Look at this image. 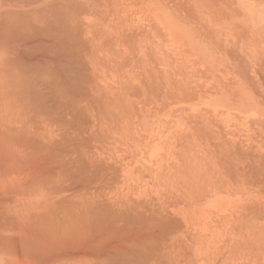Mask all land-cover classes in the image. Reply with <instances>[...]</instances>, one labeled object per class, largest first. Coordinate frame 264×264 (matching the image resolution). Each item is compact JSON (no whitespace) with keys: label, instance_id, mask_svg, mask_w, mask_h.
I'll list each match as a JSON object with an SVG mask.
<instances>
[{"label":"rangeland","instance_id":"374dc122","mask_svg":"<svg viewBox=\"0 0 264 264\" xmlns=\"http://www.w3.org/2000/svg\"><path fill=\"white\" fill-rule=\"evenodd\" d=\"M63 1H61V3H58V1L55 0L54 2L55 3L57 2V4H59V5L61 4V6H62V2H63L64 3L63 6H64L66 4H68V5L72 4L73 0H63ZM75 1L76 0H74L73 2H75ZM262 1L264 2V0H262ZM51 2H53V0H51ZM55 3H54V5H55ZM57 4L55 5L56 7L58 6ZM76 4H77L76 6H78V4H79V6L80 5L82 6V4H83L85 6V8H87V10H88L86 15L80 14L78 16L79 17L78 19L80 20V18H81V20H82V22H81L82 25L80 24V22H77L80 25H76L77 23L75 21H78V19H76V20L73 19L74 23H73L72 20H70V21H68V24H67L66 20L64 19L65 20L64 21L63 18H62L65 13H62L63 16L61 15V16L58 17L59 18V21H58L59 23L61 21L62 22L64 21V23H62V25L59 24L60 26H58V25L56 26L54 24L55 21H54L53 24L55 25V27H58V28H60L63 25H64L63 27L66 28V24H67L69 26V27L68 26L67 27L70 28L71 27L70 25L72 23L73 27L75 26L73 28V30L76 28L75 29L76 31L71 30L72 34L70 33V30H67V31H69L70 34L66 31L68 33L67 35L69 36L68 43L70 42L69 44H71V46L70 45H68V46H70V48H72V46H73V48L71 50H73L74 48L76 49V50L74 49L75 50L74 53H76V55L79 57L78 58L76 56L78 59L82 58L81 55H83L84 58H87L88 54H90L91 57H89V58L92 61L90 60L91 63L90 62H86L87 65L86 64L83 65V64H81V62H79L80 64H77V66L74 67L75 68L74 69L75 73L73 72L74 70L70 71L71 74L68 73V74H70L71 77L74 76L75 78H77V79H74L72 77L74 79L73 81L75 83V86H74V83L72 82L73 85H70V87H69V85H68L69 81L70 82L72 81V79L69 80L70 77L67 78L68 81H64V82L68 83V84H66L68 87L65 85L67 87V89L66 88L65 89L68 90V92H70V94H71V90L73 91L74 94L77 93V94L74 95V97H73L74 99L73 98L72 99L75 101L74 102V103H76L75 105H77L78 107H80V109L81 108L82 109L79 111L80 112L79 113L78 111H76V110H79V108L77 109V107H75V112L76 113L78 112L77 113L79 115L78 119L81 120V121H79L77 119V121H79L80 123L76 121V123H78V125L77 126H73L72 131L70 129L68 132L67 131L65 132V130L63 128H66V127H64V126H63V128L61 127V129L63 130L61 136L63 137V135H64V137H63V138H65L64 141L67 140V141H69V143H67V141L66 142L62 141V142L64 144H68V145L70 143H72V142H73L72 144H76L75 142H78V141H76L74 139L77 138V140H78V139L81 138V141H79V144L81 145V142H82L83 143L82 145L83 146L87 145L86 146L87 150L91 151V150L94 149V146H93V144H91L93 142V140H91V139H93V137H91L90 135L95 130L90 135L88 133L91 132L92 129H95V128L98 127L97 128V129H99L98 133H100L101 136L106 138L107 142H105L104 139H101V140H104V141L100 140V145L101 146L99 147V149H94L95 151H97L98 154L95 151H92V152H94V154L96 153L97 157H98V155H100L98 160L99 159L105 160L107 162V164L110 166L111 169L113 167L116 168V170L113 168V173L114 174L116 173L115 174L116 176L113 175L112 177H118V179L117 178H113L114 180L111 178L112 181H109V183H107L108 184L107 190H108L110 196H113V197L114 196L115 197H120L121 196L122 198L126 196V198H128L129 200L127 199L128 201H126L125 200L126 198H124V201L130 202V200H131L132 202H134L133 199H136L137 196H139V198L142 200L143 199L142 195L147 196V194L149 192H150L149 195L152 193V197H153L154 194H155L154 197H158L159 195L163 196V193L165 191L166 192L164 194H166V193L174 194V193H177V191H178V200L179 201H177L176 206L175 205L173 206L174 208L177 209V211L179 213L178 215H179V218H180V223H179L180 225H179L178 234L181 232L180 235H179V238H182V235L184 234L183 238L186 239V240H184V243L187 242L186 244H188V247H190V249H189L187 247V245H185L186 246L185 254L181 253V254H179L180 256L177 255V258L179 257V259L183 257V261H181L182 263L187 264L188 262H190V264H215V263L216 264H220V263L222 264V262H224V264L225 263L226 264H255L257 262L256 264H264V239H263L264 227H262V226H264V224H263L264 223V159H262L263 153H264V144L260 143V142H264V139H263L264 138V110L260 111L262 113V115L260 116L259 119H257L258 122H256V121L255 122H249L246 119H243L245 114H243L241 112L239 113L236 110H233L232 108L229 109V112H228L229 115L227 114L228 115L227 117H223V115H221V116L220 115H218V116L216 115L217 116L216 117L213 114H212L213 117H211L212 110H211V112L209 110L210 113L208 112L210 115L207 114L206 111H208V110H206V109L209 107V105L206 104V100L207 99L204 98V96H202V95L206 94V92H207L206 90H209V89H211L213 87H219V86L221 87L223 85H228L229 87H227V88H231V87L235 88V86H237L238 88H241V86H246V87L248 86V88H250V86H251L252 88L254 87V89L250 88V90H251L250 92H252L251 93L252 96L253 95H257L256 93H258L257 96L259 97V93H260V98H258L256 96L257 97L256 100H259V99H260V101L264 100L263 99L264 98V96H263L264 95V91H263L264 90V86H263L264 85V82H263L264 81V67H263V65H264V51H261L259 48L255 47L253 45L255 43L253 41L255 39V37L253 35H250L251 33L248 31V28H250V27L246 26L247 28H244L243 30H240L237 27L226 29L223 26H221L222 22H224L222 20L224 17H228V16L231 17L230 16V12L235 13V11H236V14H237V13H240V12L243 11L241 3H240V0H228V1L227 0H77ZM84 6H82V7H84ZM37 7H39V6L37 4H33V3L31 5H24L22 7L23 8L22 11L23 10H27V9L29 10V8H30V10H32V9L37 8ZM231 7H234L233 10H232ZM3 8L5 10L6 9H10L12 12H19L20 9H21V7H14L11 4H4L3 5L2 3H0V9H3ZM25 12H27V11H25ZM29 13H30V11H29ZM38 14H36V15H38ZM36 15H34V16H36ZM25 16H26L25 14H23V15L20 14V15H17V16L15 14H13L12 17H10L8 19V21L10 23L13 22L14 24H20V23H23V21H25V19L28 18V17H25ZM38 16L40 17V15H38ZM0 17H1L0 20L2 21L3 26H4V24L6 22L4 20H6V19H4L5 18L4 17L3 18L4 20H3L1 15H0ZM36 18H37V16L34 19H36ZM34 19H31L32 21H34V22H32L34 25H35V22H36V25L39 24L38 27L41 26V27L46 28L45 24L42 25L41 23H39V21L37 20L38 18L36 20H34ZM31 20L29 22L30 24H32ZM58 22H57V24H58ZM69 22H70V25H69ZM2 23H0V27L2 26ZM36 25H35V27H36ZM54 25H53V28H54ZM50 26L52 27V25H50ZM88 26H90L92 29L90 27H88ZM134 26H138V27H134ZM189 26H190V28H192L193 31H196V33H199L200 34L199 36H201L203 38L205 37L204 39L207 40L210 45L213 44L212 45L213 52H214L215 56L218 59V63H217L218 64V69L215 72V74L220 75V77H221L220 79L223 81L222 83H212L211 82L212 74H211L210 71H208V69H210V68L206 67L207 65L202 59L198 58L191 51H189V49L187 47L188 44H189L188 39H187L189 37V33H188V31L184 30V27L188 28ZM82 27L83 28L85 27L87 30L85 28L83 29ZM123 27H125V28H123ZM130 27H131V30H129ZM198 27L199 28L200 27L203 28V30L206 33L205 32H200L201 28L198 29ZM88 28H90V30H92V31H93V28H94V31L92 33H90V30ZM96 28H97L99 33H97V31H95ZM70 29H72V27ZM2 30L4 31V28ZM2 30H0V32H3ZM50 30H51V28H50ZM61 30H62V28H61ZM61 30L59 29V31H61ZM124 30H126V31H124ZM118 31H119V33H118ZM95 32L97 34H94ZM101 32H102V34H101ZM79 33H80V35H79ZM153 33H155V34H157L159 36H157V35L153 36V35H155ZM183 33H185V34H183ZM119 34H121V35H119ZM206 34H207V36H206ZM0 35H2V34H0ZM71 35L74 36L76 39H74L73 37H71V39H70ZM86 35L88 36V38H87ZM63 36H65V35L63 34ZM68 36H66V37H68ZM78 36H83L84 37V38L82 37L83 40H82V38H80ZM100 36L103 37L104 39L101 38ZM109 37H110V39H108ZM91 38L93 39L92 41L90 40ZM46 40H44V41L47 43ZM58 40H61V37H59ZM160 40H161V42H160ZM87 41L89 43H91L90 44L91 47L88 46L89 44H88ZM98 41H99L100 45L97 44V43H93V42H98ZM100 41H101V43H100ZM221 41H223L222 44H221ZM235 41L237 42V44L239 46L236 44ZM58 42H60V41H58ZM1 44H3V45H1ZM74 44H75V46H74ZM76 44H78V45H76ZM95 44H97V45H95ZM0 45L1 46L5 45L4 48H3V49H5V47H7L5 50H7L8 47H9V46H7L5 44V41H3L1 38H0ZM13 45L14 46L9 48L8 51L10 50V52H11V49L16 48V47H17L16 50L18 49V46L15 43ZM102 45H104V46H102ZM153 45H154V47H153ZM243 45H244V47H243ZM147 46H148V48H147ZM219 46L220 47L223 46V48H219ZM232 47L235 49V51H234V49ZM242 47H243V51L241 50ZM77 48L79 49V52L77 51L78 50ZM80 48L82 49L81 52H80ZM92 48L94 49V51L92 50ZM148 49L149 50L152 49L151 53H152L153 59L151 58V55H149L150 53H148V51H149ZM185 49H187V50H185ZM16 50L14 49L13 52H11V53H15L14 51H16ZM84 50H85V52H83ZM87 50L89 51V53L87 52ZM91 50L93 51L94 56H92L93 53L91 52ZM3 51L4 50L0 51V53H2L0 55V57H1L0 58V60H1L0 61V63H1L0 66L2 67V68L0 67L2 69L0 71L1 72L0 74L2 75V72L3 73L5 72V74L2 75V77L0 75V77H1L0 78V82L5 79V75L6 74H7V76H8L9 73H10V75L13 74V73H11L12 71H10L12 69H13V72L16 70L15 73H18L16 75L13 74L14 76L12 75V77H15V76L17 77V78L12 79V80H16V79L17 80L18 79L21 80L22 78H24V76L21 75V74L20 75H21L22 78L19 77V72L21 70L16 69V68H18L20 66L19 62H18L19 64L17 63V61L15 62V63H17V67H15L16 66L15 63H13L15 66L12 65V67H14V68L11 67V65H10L11 63L8 61L11 58L10 56H12V54L10 52H9L10 55H8V51H6L7 55H8L7 58L10 57L9 59L6 58L7 61H8L7 63H10V64H7L6 61H3L4 63L2 64V59H3L2 55L4 53H6L5 51L4 52ZM168 51H169V53H168ZM86 52L88 54H86ZM132 52H133V54H132ZM162 52H163V54H162ZM5 55L6 54H4V57H5ZM131 55H132V57H131ZM165 55H167V56H165ZM221 55H223V56H221ZM249 55H250V57H249ZM137 56H138V58H137ZM253 56H255V57H253ZM170 57H172V59ZM261 57H262V59H261ZM97 58H101V59H97ZM130 58H132V59L134 58L133 62H132V59H130ZM146 58H148L149 60H147ZM158 58H159V61H158ZM229 58H231V59H229ZM254 59L256 61H257V59L259 60V62L257 61L258 62L257 65L255 64L257 62ZM115 60H117V61H115ZM134 60L136 61L135 63H134ZM168 61H170V62H168ZM171 61H173V62H171ZM232 61H234V63H232ZM242 61H244V62L242 63ZM125 62L127 63V65H126ZM155 62L157 63V65L155 64ZM131 64L133 65V67H132ZM243 64H244V67H243ZM3 65H4V68H3ZM153 65L154 66L156 65V66L154 67ZM209 65H211V64H209ZM240 66H242L247 71L245 72V70L242 69ZM246 66L248 67L249 71H248ZM255 66H256V69H255ZM76 68H77V70H76ZM105 68H106V70H105ZM202 68H203L204 71L203 70L201 71ZM84 69L86 71H84ZM132 69H134V70H132ZM5 70H8V71H5ZM81 70H83V72ZM138 70H139V72H138ZM22 72H23V70H22ZM87 72L90 73L91 75L88 74ZM151 73H152V75H151ZM164 73L167 76H165ZM238 73H240V74H238ZM179 74H181V75H179ZM236 74L245 76L246 77V78L244 77L245 80L248 78V81L246 80L245 81L246 83H244L246 85H244L242 83L236 84V83H234V81L233 82H229V80L232 81L233 78L238 76ZM250 74H251V78H249ZM46 75L48 76L49 74L46 73ZM46 75L45 76H44V74L42 75V78L43 79L45 78V79L43 80V83H42V81L40 82L39 86H40L41 89L40 88L39 89L43 90V91L45 89V91L43 92L44 93L43 96H45V98H44L45 101H46V98L47 99L50 98V97L53 98V99L50 98V100L48 99L49 103L48 102L47 103L49 105L51 104L52 108L55 109L57 100H54L55 96L53 97V95L50 94L51 92L50 93L48 92L50 90H48V88L46 89L45 86L51 87V88L54 87L53 89H55V88H58L60 84L57 87V84L53 83L54 80L57 77L53 79V77H54L53 76L52 78L49 79ZM142 76H143V79H144L143 83H141ZM144 76H147V77L145 78ZM164 76L166 78L168 77L167 80H166V78ZM181 76H183V77H181ZM8 77H9L10 80L8 78H6L5 79L6 81H3L2 82L3 84L1 83L2 85L0 84L2 86V87L0 86V97H2L4 99V101H3V99L0 98V134L2 133V131L5 130L4 132H6L7 135H9L8 134L9 130L6 131L5 128L6 127L10 128L11 125L13 126V127L12 126L11 127L14 128L15 125H19V123H20V125L17 126V127L19 129L21 128L20 129L21 132H22V130H26L28 128V126L31 124L30 122L31 121L33 122V119H31V118H33V117H31L34 114L33 112L37 113L38 112L37 110H39V109H37L36 111L35 110H30V109H28L25 106L23 107V104H21V106H19V104L17 102L18 97H16L15 94L12 92V90H13L12 89L13 88L12 85H13L14 81L11 82L12 81L11 80V76H8ZM46 77H47L48 81L46 80ZM94 77H95V79H94ZM163 79H165L166 81H164ZM182 79L184 80V82H183ZM249 79H250V82H251L252 85L250 83L248 84ZM262 79H263V81H261ZM75 80H78L77 81L78 84H76ZM237 80L242 81L241 78H239ZM49 81L51 83H53V84L48 83V85H47L46 82H49ZM79 81H82L83 83L79 82ZM193 81L196 82L199 85H197ZM252 81H254V82H252ZM256 81H258L259 84H258V82L256 83ZM260 81H261V83H260ZM8 82H9V84L12 83L10 85L12 88L9 86ZM59 82H61V80ZM59 82L57 81L56 83H59ZM200 82H202V83H200ZM5 83H7V84H5ZM44 83H46V85H44ZM86 83H87L88 88H87V86H85ZM255 83H256V85H255ZM49 84L51 86H49ZM141 84H142V86H141ZM5 85H7V86H5ZM62 85H64V84L62 83ZM90 85H91V87H90ZM3 86H5L4 90H3ZM65 86H63V87H65ZM93 86H94V88H93ZM135 86H137V87L139 86L138 88H140V89L136 88ZM6 87H8V88H6ZM61 87L62 86L60 85L59 89ZM73 87L76 88L77 92L75 90H73V89H75ZM117 87H118V89H116ZM169 87H171V88H169ZM51 88H49V89H51ZM145 88H146V90H145ZM7 89H9V90H7ZM10 89H11V92H9V93H11V94L7 96L6 92L8 93V91H10ZM62 89L64 90V88H62ZM183 89H184L185 92L183 91ZM185 89H187V90H185ZM255 89L257 91H255ZM91 90H93L94 93L93 92L91 93ZM120 90H121V92H120ZM252 90L255 92V94H254V92ZM53 91H52V94L55 95V92L53 93ZM55 91H56V93L58 92L57 89ZM131 91H133V93ZM172 91L174 93H171ZM187 91L189 92V94H187L188 93ZM46 92H48V93H46ZM105 92H106V96L109 97V99L107 97L105 99V97H104L105 96ZM107 92H108V94H107ZM163 92L165 93V95H164ZM190 92H191V94L193 96L190 95ZM79 93H80V96H79ZM168 93L169 94L171 93L170 96H168L169 95ZM93 94L96 95V96L94 97ZM99 94H101V96ZM137 94L139 95L138 97L134 96V95H137ZM178 95H179V97L181 95V97H180L181 99L178 97ZM77 97H79L78 98L79 99L78 102H77L78 99L77 100L75 99ZM84 97H86V98H84ZM93 97L96 98L97 101H96V99H92ZM111 97H113V98H111ZM139 97H140V99H139ZM164 97H166V98H164ZM173 97H174V99H173ZM187 97H189L190 99L188 98V100H187ZM253 97H255V96H253ZM6 98L7 99L8 98H12V99H9L10 101H5V100H7ZM89 98H90V100H89ZM99 98H101V99H99ZM182 98H184V99H182ZM55 99H57V98H55ZM85 100L86 101L88 100V102H86V103H89V105L85 104V102H84ZM93 100H95V101H93ZM168 100L170 102H168ZM52 101H53V104L51 103ZM99 101L100 102L102 101V102L99 104ZM106 101H108V102H106ZM12 103H15V104L17 103V105L12 104ZM77 103L78 104L81 103V104L78 105ZM261 103L263 104L264 101L261 102ZM104 104H105V107H103ZM109 104H111L112 106L109 105ZM114 104H116L115 108H114ZM221 104H224V103H222V102L219 103L218 104L219 107L220 106L225 107L224 105H221ZM124 105H125V107H124ZM15 106H16V108H15ZM107 106H108V110L106 108ZM118 106H120V107H118ZM102 107L104 109H106V110H104ZM109 107H111V108H109ZM202 107H204V109ZM19 108H20L21 111H19ZM83 108H84V110H83ZM88 108H89V111H88ZM90 109L92 111H90ZM100 109H103L104 111H101ZM122 109H124L125 112L122 111ZM208 109H210V108H208ZM17 110L19 112H17ZM109 110H111V111H109ZM112 110H114L113 115L117 112V114L114 115L115 117H113V115L109 113V112L112 113ZM197 110L198 111L200 110V111L198 112ZM23 111H25V113ZM84 111H86L88 113H86ZM98 111H100L99 114L102 113L101 114L102 116L101 115L98 116L99 115ZM106 111H108V112H106ZM234 111L236 113H233ZM26 112H28V113L26 114ZM29 112L30 113L32 112L33 114L32 113L30 114ZM89 112H92V114L89 113ZM104 112L107 113L106 115H109V116H107V119L104 118L105 117L104 116ZM143 112L144 113H152L154 116L152 117V114H150V117L147 115L145 120H144V122H141L139 115L141 113H143ZM194 112H196V114ZM18 113H20V116L18 115ZM39 113L40 114L34 115V117H35L34 120H36V117H41V115H43L41 118H39V119H42V122H43V118L45 117L44 113H43V111H40ZM41 113H43V114H41ZM94 113H96L97 117H98V118H96V121H95V114ZM171 113H172V115H171ZM89 114H90V116H88ZM239 114H241V117H240ZM23 115H25V117L29 121L31 120L30 122H28V123H30L29 125H27L28 124L27 123L28 120L25 117H24L25 119L23 117L21 118V116H23ZM38 115H40V116H38ZM116 116L118 117V119H120L119 121L116 120L117 119ZM192 116H194V117H192ZM198 116L201 119H199ZM236 116H238V117H236ZM18 117H20L22 120L24 119L26 121L23 120L21 122V119L20 118L18 119ZM28 117H31V118H28ZM108 117L110 118V120H109ZM215 117L218 118L217 121H219V122H217L216 119H213ZM83 118H84V120H82ZM101 118H102V120H101L102 124L99 121ZM148 118H150L149 121H148ZM189 118H191V119H189ZM16 119H17V121H16ZM97 119H98V121H97ZM112 119H113V121H111ZM188 119H189L190 122H188ZM105 120L107 122H103ZM191 120L194 123H192ZM205 120H206V122H205ZM18 121H19V123H18ZM38 121L39 122H37V120H36V122L39 123V125L41 124L40 126L38 125L39 129L37 128V125H35V121L33 123H34V125L36 127L34 125H33L34 127L31 125L32 128L31 129H29L30 127L28 128V132L30 131V133H29L30 136L32 135V133L35 130H38L39 132L40 131H44L43 130L44 129V127H43L44 124L42 125L41 120H38ZM90 121H92V122L90 123ZM196 121H197V123H196ZM213 121L217 122V126H216L215 122H213ZM229 121H232V122H229ZM23 122L26 123V124L24 123L25 126L24 125L21 126ZM97 122H99V123H97ZM120 122H121V124H120ZM199 122H200V124H199ZM207 122H208V125H207ZM88 123H89V125H88ZM94 123H97V124H100V125H97V124H94ZM146 123L148 125H146ZM85 125L87 127H89V128L92 127V126L93 127L90 128V129L89 128L87 129V127ZM214 125L216 127H214ZM41 126H42V128L40 130ZM80 126H81V128H79ZM17 127L15 128L16 131L18 130ZM74 127L76 129H74ZM237 127L239 128V130H237ZM34 128H37V129H34ZM82 128H84V129H82ZM226 128H228V130ZM248 128H250V129L248 130ZM15 129H12L13 132L11 130H10L11 132L9 131V133H10V135L8 136L9 138H11V139L13 138V135H15V134H13L15 132ZM178 129H179V131H175V130H178ZM209 129L211 131H209ZM217 129H219V130H217ZM220 129L223 130V131H220ZM224 129H226V130H224ZM230 129H231V132H232V130H234V133L233 132L231 133ZM198 130L201 131V132L198 133L197 132ZM214 130H216V132ZM74 131L77 132V133L75 132V135H74ZM226 131H228L229 134H226L227 133ZM235 131H236V133H235ZM25 132L27 133V131H25ZM180 132L184 133V135L181 134ZM189 132H191V133H189ZM207 132H208V134H207ZM214 132L217 135L214 134ZM221 132L225 133V134H222ZM237 132L238 133L241 132L240 136L238 135ZM15 133H16V135L14 137L15 139H13L14 141H16L17 139L20 138V137L19 138L17 137V135L18 136L20 135V132H15ZM179 133L183 137L178 135ZM200 133L201 134L204 133L205 135H201ZM80 134H82V135H80ZM192 134L193 135L195 134V135L193 136ZM219 134L220 135L222 134L223 136H225V135H227V136L228 135L229 136L233 135L234 136L236 134L234 136V138L236 137V139L239 140V142H241L243 144L244 143L245 144H252L250 146L251 147L250 150H252V151H250V152L248 151L249 153H252L253 151H255V152L258 151L257 154H261L262 153L261 154L262 156L258 157L262 161L261 162L259 161V163L255 162L257 165L259 164V166H257L255 163L251 162L250 161L251 158H249L248 156L244 157V155H247V154H244L245 152L241 153V154L240 153L237 154L236 149H234V150H235V154H237V155H235L230 150L233 154L230 152L231 154L229 155V153H227V151H226V156L228 154L227 157L223 156V154L225 155V152L223 153L219 149H215V152H214V149H212V147H209L207 145L210 144L209 141H212L213 143L217 142L218 139L215 136H218ZM2 135H0V144H2V145H10L9 141L11 139L7 140L9 142V144L2 143V142H7L5 140L3 141V139L4 138L6 139V137L4 135V138H2ZM93 135H94V133L92 134V136ZM207 135H208V137H207ZM259 135H261L260 137H262V139L259 137ZM10 136H12V137H10ZM22 136L25 137V134L23 135V133H22ZM67 136H68V138H67ZM185 136L186 137L189 136V138H186ZM199 136H200V138H199ZM237 136H238V138H237ZM254 136H255V138H254ZM24 137H21L18 141H23ZM103 137H101V138H103ZM210 137H212V139ZM9 138H7V139H9ZM26 138L27 137H25V139ZM28 138H30L29 135H28ZM183 138L185 140H182ZM194 138H195V140H194ZM244 138H246V139H244ZM202 139H204V141ZM258 139H261V140L259 142H257ZM71 140H72V142H71ZM83 140H85L86 142L85 141L83 142ZM187 140H188V142H187ZM189 140H190V142H189ZM14 141H11V142L13 143ZM12 143L10 145L11 147H12ZM86 143H88V144H86ZM89 143H90L91 146H89ZM104 143L107 146V149H106ZM18 144H21V143L19 142ZM72 144H70V145H72ZM204 144H206V147L202 146ZM15 145H17V142H15ZM15 145H14L13 149H15V147H17ZM21 145H25V144H21ZM21 145H20V148L22 147V149H24V151L26 152L25 147L21 146ZM200 145H201V148H199ZM192 146H194V147H192ZM197 146H199V147H197ZM88 147L90 149H88ZM18 148L19 147H17L16 151L20 152L22 149H20V151H19ZM102 148H105V149H102ZM208 148H209V153H211V154L208 153ZM110 149L113 150V152ZM256 149H257V151H256ZM84 150H86V148H84ZM174 150H175V154L176 155L173 153ZM211 150H212V152H211ZM216 150L217 151L219 150L220 152L219 151L217 152ZM24 151H22V152L24 153ZM27 151H29V150L27 149ZM192 151H193V153H192ZM195 151H198V152L196 153ZM199 151L201 152V154H200ZM101 153H102L103 156L104 155L105 156L103 157L101 155ZM19 154H22V153L20 152ZM27 154H28V152H27ZM27 154H24V155H27ZM89 154L93 155V153H91V152ZM195 154H198V155L195 156ZM242 154H244V155H242ZM24 155H23V157H21L22 160L26 159L24 157ZM77 155H78V153H77ZM80 155H81V153H80ZM80 155H78V156H80ZM178 155H179L180 158L178 157ZM187 155H190V157L189 156L187 157ZM199 155L201 156V158H200ZM211 155H212V159L214 157L213 160L211 159ZM94 156L95 155H93V157ZM96 156L93 158L94 160H95ZM222 156H223V158H222ZM239 156H240V160L238 161ZM118 157H119V159L116 160ZM231 157H232V159H231ZM233 157H236V158H234L236 161L233 159ZM243 157L246 159L245 161H244ZM178 158H179V160H178ZM188 158L190 159L191 162L187 161V160H189ZM199 158H200V160H199ZM29 159L30 158H29V155H28L27 156V161ZM82 159H84V158L82 157ZM227 159L228 160L230 159V161H229L230 163L228 162ZM247 159L251 163H253L254 165L251 164L248 161L250 163V165H249V163L247 162ZM253 159H255V158H253ZM173 160H174V162L175 161L176 162L174 163ZM29 161H30V164H31V165L29 164V166H31V167L27 166V164L24 162L26 164L27 168L29 167L28 169H30L33 166L35 167L36 164H35L34 161H36V160L35 159H30ZM181 161H183V162L181 163ZM199 161H200V163H199ZM215 161H216V164H213L212 162L215 163ZM112 162H114V163H112ZM185 162H186V165H185ZM189 162H190V165H187ZM244 162H246L248 165L246 163H244ZM24 163L22 162V164L24 165L22 167L23 169L26 168ZM225 163L227 164V166H224ZM234 163H238V164L233 166ZM22 164L20 165V167L22 166ZM177 164H179V166ZM229 164H231L234 167V169L232 168L231 165L228 166ZM163 165H165V166H163ZM173 165H175V166H173ZM213 165L217 166L216 169H215V167ZM239 165H242L243 167H241ZM14 166H19V165H14ZM14 166L11 167V169L8 168L7 170H6V168H5V170H4V168H2L3 171L1 170L0 174L3 172L1 174V175H3V177L0 176V179H1L0 180V185L1 184L6 185V183H7L6 179H8V178H10L11 180H16V179H18L20 181H24L25 180V182H26L27 181L26 179L29 178L28 175L31 178L32 174L35 171L33 168H32L33 170H31L30 172H28L29 170H27L28 173H31V175H30L28 173H24V172H26L27 168L25 170H22L19 167L20 170L17 171L16 167L14 168ZM189 166H190V168H189ZM192 166H194V167H192ZM236 166H237V168L238 167L244 168V169L240 168L241 170H245V171H246V169H248V170H247V172L243 171L244 175H242L243 172L239 168L237 170V168H235ZM247 166H249V167H247ZM251 166H255L254 168L253 167L252 168H253V170L256 169L255 171H257V172L253 171L251 173V171H252L251 170L252 168L250 169ZM164 167H166V168H164ZM173 167H174V169H177L178 171L172 169ZM218 167H220L221 169L218 168ZM225 167L226 168L228 167V168L226 169ZM229 167L231 168V170H230ZM12 168H14V170ZM179 169H181V170L184 169V170H186V172H184V170L181 171ZM190 169H191L190 172H192V173L189 172ZM217 169H218V171H217ZM228 169H229L230 172L228 171ZM144 170H145V172H144ZM219 170H220V172H221V170H223L222 171L223 173L221 172L222 176H221V173H219ZM239 170H240V172H238ZM6 171H8V172L12 171V172H9V173L7 172L9 176L7 174H6L7 175L6 176V175H4ZM135 171H136V173H135ZM139 171L142 174L141 176L139 175L140 174ZM174 171H175V173H174ZM206 171H207V174H206ZM213 171H216V172H214L215 175H214ZM224 171H225V173H224ZM259 171H261L262 173L259 172ZM16 172H18V173L20 172V173L17 174ZM118 172H119V174H117ZM183 172L185 173L184 175H186V177L190 176L191 179L190 178H186L185 176H183ZM248 172H250V173H248ZM21 173L25 174V175H23L25 177L24 179L19 178L22 175ZM113 173H111V174H113ZM143 173H145V174H143ZM162 173H164V175ZM236 173L238 174L237 177H239V178L236 177V175H237ZM239 173H241V174L239 175ZM174 174H175V176H174ZM253 174H254V176H253ZM200 175H203V176H201V178H200L199 177ZM216 175L217 176L219 175L220 177L219 176L218 177L220 179ZM168 176H170V177H168ZM173 176H174V178L175 177L176 178L174 179ZM251 176H253V177H251ZM26 177H28V178H26ZM132 177H134V178H132ZM221 177L223 178L222 180H221ZM241 177L243 178V180H241L242 179ZM170 178L173 179V180L171 181ZM193 178H194V180H193ZM202 178H204V179H202ZM215 178H217V179H215ZM205 179H207V180H205ZM214 179L216 180L215 187H216V184H217V188L214 187V189L215 190H217L218 188L220 189V190L218 189L219 190L218 192L215 191V190L214 191H215V193L217 192L216 194L218 195V199L221 200V201L215 200V202L213 204L209 205L205 201V197H206L208 192L205 193V195L203 194L204 196L201 193L206 192V190L207 191L209 190V191H211L210 193H212L213 186H214L213 183L215 181L214 182H211V181H213ZM187 180H188V182H187ZM204 180L207 181V183ZM208 180H209V182H208ZM218 180H220V181L218 182ZM169 181L172 182L173 185L170 184ZM234 181H235V183H234ZM110 182H111V184H110ZM114 182H115V184H114ZM184 182H185V187L186 186L188 187V189L186 187V190H185V187L182 186V184ZM186 182L190 183V184L186 185ZM109 184L111 186H112V184H114V187H111ZM174 184H175V186H174ZM219 184H220V186H218ZM233 184H235V185H233ZM163 185H165V186L163 187ZM170 185H172V186L170 187ZM158 186H160V187H158ZM167 186H168V188H167ZM209 186L211 187L210 188L211 190L209 189ZM204 187L206 189H204ZM163 189H166V190H163ZM195 189H197V190H195ZM247 189H248V191H246ZM24 190H26V188ZM167 190H168V192H167ZM181 190H182V195L184 193L183 190H185V192H188L189 194L188 193H186V195L184 194L186 197L184 195L181 196ZM189 190H190V192H189ZM221 190H223V191L221 192ZM224 190H226V191H224ZM26 191H29V190L27 189ZM114 191H116V192H114ZM133 191L135 193H133ZM191 191L194 192V193L191 194ZM31 192H32V190H31ZM119 192L121 194H119ZM142 192L143 193L145 192V193L141 194ZM160 192H163V193L161 194ZM257 192L258 193L260 192L259 193L260 195ZM30 194H32V193H30ZM196 194H197V196H196ZM149 195H148V198H149ZM189 195H190L189 199L192 202L188 199ZM132 196H133V198H132ZM145 196H144V198H145ZM179 197L182 198L183 200L179 199ZM183 197H185V200H184ZM139 198H137L136 201L139 200ZM198 198H199V200H198ZM155 199L156 198L150 199V200L156 201ZM187 199L189 201H187ZM262 199H263V201H262ZM32 200H33V197H32ZM180 200H182V201H180ZM147 201H149V199H147ZM185 201H187L189 203H187ZM141 203H143V201ZM183 203H184V205H183ZM244 203H245V205H244ZM248 210L250 211L249 213H248ZM222 216H223V219L225 217L224 220L222 219ZM232 218H233V220H232ZM227 222L230 223V224H227ZM231 223L232 224L235 223L236 225L235 224L232 225ZM244 223H245V225H244ZM260 224H262V225H260ZM259 225L261 226V229L259 228L260 227ZM180 227H182V228H180ZM243 227H244V229H246L245 232H243L244 230H242ZM256 227H257V229H256ZM239 228H241L240 229L241 232L238 233ZM249 228H251L252 233H251ZM247 229L249 231H247ZM255 229H256V232H255ZM187 230L191 231V232H188ZM195 230H197V232H195ZM257 231L260 234L256 235ZM199 232H200V234H199ZM233 232L234 233L237 232V233L233 234ZM201 233H202L203 238L201 236ZM239 234H242V235L240 236ZM244 234H245V236H244ZM195 235L196 236L198 235V236L196 237ZM248 235H251L252 237L251 236L248 237ZM193 236H195L196 238L195 237L193 238ZM245 237H247L248 239L247 238H246L247 240L244 239ZM183 238H182V240H183ZM197 238H198V240H197ZM249 238H251V239H249ZM259 238H261V241L262 240L263 241L261 242ZM253 239H255V241ZM257 240H259V241H257ZM225 241H227V242H225ZM194 242H196V243H194ZM181 244H183V243L181 242ZM196 246H198V247H196ZM188 252H189V256H188ZM211 252L213 254H211ZM218 253L220 255H218ZM227 254H228V257L230 258V259L228 258L229 260L227 259ZM0 255H1L0 256V264H4L6 260L3 259V258L5 256L3 254H0ZM184 255H187V256H184ZM221 255H223V256L221 257ZM230 255H232V256H230ZM234 257H236V258H234ZM186 258H188V259L190 258V259L188 260ZM125 259H127L128 262L130 260V262H132V263L129 262L130 264H134V261H133L132 257L129 256V257L125 258ZM218 259L219 260H223V261H219ZM256 259H257V261H256ZM184 260L186 262L187 261L188 262L186 263ZM129 263H127V264H129Z\"/></svg>","mask_w":264,"mask_h":264},{"label":"bare ground","instance_id":"6f19581e","mask_svg":"<svg viewBox=\"0 0 264 264\" xmlns=\"http://www.w3.org/2000/svg\"><path fill=\"white\" fill-rule=\"evenodd\" d=\"M55 0H53V2H51V0H0V3H2L3 5L4 4H11L13 5L14 7H21L20 11L19 12H12L10 9H0V15L2 16V19H6L4 21L5 24L3 26V23L2 21L0 23H2V28L0 30H2L4 28V31L3 32H0V38L5 41V44L9 48H11L12 46H14L13 44L15 43L17 46H18V49L16 50V48H13L11 49V52H13V50L15 49L16 51H14L15 53H11L10 50L8 51L5 50L7 47L4 48V46H1L3 44L0 45V51L1 50H4L5 52L8 51V55L9 52L12 54V56H10L9 58H7V52L4 53L6 54L5 57H4V54L2 55L3 56V59H2V64L4 63L3 61H6V63L9 61L10 63H7V64H10L11 67L12 65H14L13 63H15L17 61V63L19 62L20 63V68H16V69H19L21 70L19 72V77H21V75L24 76V78H22L21 80H12V79H15L17 78L16 76L15 77H12L13 74H18V73H15V71L13 72V69L10 70L12 71L10 75V73L8 74V76H11V82L14 81L13 83V88L10 86L11 84H9V86L13 89L12 92L15 94L16 97H18V104L19 106H21V104H23V107H27L28 109L30 110H37L39 109L40 111H43L44 113V118H43V122H42V119H39L41 118L43 115H41V117H36V120L37 122H39L38 120H41L42 122V125L44 124V131H38V130H35L32 135L30 136V131L28 132V128L31 129L32 126L34 125V121H35V125H37V128L39 129L38 125L39 123L36 122V120H34V115L36 114H40L39 110H37L38 112H31L33 115L31 117H28V118H31L33 119V122L29 121L25 115L21 116V118L25 117L30 123H28L27 125L28 128L26 130H22L21 132V128L19 129L17 126L20 125L19 121V125H15L17 127V131H16V127L14 126V128H12L10 126L9 127H6V131L7 130H11L13 132L12 129H15V132H20V135L17 137L21 138V137H24L22 136V133L23 135L25 134V137H27L25 139H23V141H18L19 139H17L16 141H14L13 139H15V135L16 133L14 132L13 134V138H9L8 136L10 135L9 131H8V134L4 131H2V133L0 135H2V138H4V135L6 137V139L4 138L3 141H7V140H10V145H11V141H14L12 143V147L10 145H2L0 144V171L2 170V168H6V170L8 168L11 169V167H13L14 165H19V166H14V168L16 167L17 171L22 169V170H25L27 168V166H29L30 164V159H35L36 161L35 162V167L33 166L32 168L35 170L34 173L32 174L31 178L30 176L28 175V179H26L27 181L25 182L24 181H20L18 179L16 180H11L10 178L6 179L7 183L6 185L4 184H1L0 185V254H3L5 257L3 259H5V263L4 264H125L126 262L129 263L127 261V257H132L133 261H134V264H184L182 263L181 261H183V257L179 259V257L177 258V255L179 254H185V249H186V246L188 247V244H186L187 242L184 243V240H186L185 238H183V235H182V238H179V235L180 233L178 234L179 232V223H180V218H179V213L177 211L176 208H174L173 206L175 205L176 206V203L178 200V191L177 193H174V194H171V193H166L164 194L163 192H160L161 194L163 193V196L159 195L158 197H152V193L149 195V193L147 194V196L145 195H142L143 199L141 200L139 198V196H137V198H139V200L143 203H141L139 200L136 201V199H133L134 202H132L130 200V202H126L128 201L129 199L125 197H113V196H110L107 188H108V184L109 181H112L113 178H117L118 177H112L113 175H115L113 173V168L111 169L110 166L107 164V162L105 160H101L99 158L100 155H98V157L96 156L98 153L97 151H95L94 149H99V147L101 146L100 145V140L101 139H104L105 142H107L106 138H104L103 136L100 135V133H98L99 129L95 128V129H92L91 132H89L88 134L90 135L94 130V135L92 136V134L90 135L91 137H93V142L91 144H93L94 146V149L89 151L87 150V145L86 146H83L82 142H81V145L79 144V141H81V138L76 141L78 142H75L76 144H72V140L70 144L72 145H68V144H64L63 142H66L67 140L64 141L65 138L64 135L63 137L61 136L62 135V129L61 127L63 128L66 127V128H63L65 130V132L69 131L71 129H73V126H77L78 123H76L79 115L77 114L81 109L80 107H78L77 105H75L76 103H74L75 101L73 100L74 98V95L77 94V93H73V91L71 90V94L70 92H68L67 89V85L68 83L64 82V81H68L67 78L72 79V81L70 82L69 81V87L70 85H73L72 82L74 83V79H77L75 78L74 76H70V71L74 70L75 66H77V64H80L79 62H81V64L83 65H87L86 62H90V54L89 51L87 50L86 54H88V57L87 58H84L83 55L82 58L78 59L79 57L76 55L75 50H71L73 48H70L71 44L68 43V40H69V36L67 35L69 33V31L67 30H70V33L72 34V31L73 28V25L71 23L70 25V22H69V25L72 27V29L68 28L69 26L67 25L68 24V21L72 20L73 19H78L79 15L80 14H84L86 15L87 13V8H85V6L82 4V7L81 5L79 6H76V1L73 2L72 1V4L68 5H64L63 6V0H57L58 3H61L62 2V6L61 4H57V2L55 3L54 2ZM228 1V0H227ZM245 1V2H244ZM79 2V1H78ZM37 4L39 7L35 8V9H32L29 10H23L22 11V7L24 5H31V4ZM57 4L58 6L56 7L55 5ZM75 3V4H74ZM240 3H241V6H242V10L243 12H245L246 14H248L250 17L254 18L253 22H252V25L250 28H248V31L251 33L250 35H253L255 37V39L253 40L254 42L257 43V45L259 44L260 47L261 45H264V2L262 0H240ZM229 5V4H228ZM232 10L234 7H231ZM237 9V8H236ZM9 10V11H8ZM15 10V9H14ZM27 11V12H25ZM30 11V13H29ZM235 11V10H234ZM92 12V11H91ZM236 12V11H235ZM15 14L16 16L17 15H23L25 14L26 16L25 17H28L27 19H25V21H23V23H20V24H14L13 22L10 23L8 21V19L10 17H12L13 14ZM27 13V14H26ZM40 15V17L36 14ZM62 13H65L64 16ZM30 14V15H29ZM90 14V13H89ZM37 16V20L39 21V23H41L42 25L45 24L46 28L44 27H41L38 25H36V22H35V25L32 23L34 21H32L31 19H34L36 16ZM63 16V20L65 19L67 24H66V28L61 26L60 28L58 27H55V25L57 26H60L59 24L62 25V23H64V21L59 23V16ZM67 16V17H66ZM7 17V18H6ZM1 18V17H0ZM58 18V19H57ZM61 18V17H60ZM34 19V20H36ZM31 20V23L30 22ZM57 20V21H56ZM28 21V22H27ZM55 21V23H54ZM71 21V22H72ZM9 22V23H8ZM58 22V24H57ZM76 23L77 22H82L81 18L80 20L78 19V21H75ZM51 23V24H50ZM55 25H54V24ZM74 23V21H73ZM85 23V22H84ZM79 23H77L76 25H80ZM111 24V23H110ZM33 25V26H32ZM52 25V27L50 26ZM53 25H54V28H53ZM75 25V24H74ZM82 25V24H81ZM139 25V24H138ZM68 26V27H67ZM130 26V25H129ZM51 30H50V28ZM90 27V26H88ZM134 27H138V26H134ZM133 27V28H134ZM140 27V26H139ZM202 27V26H201ZM200 27V28H201ZM58 28V29H57ZM62 28V30H61ZM83 28V27H82ZM85 28V27H84ZM83 28V29H84ZM91 28V27H90ZM90 28H88L90 30ZM125 28V27H123ZM122 28V29H123ZM143 28V27H142ZM198 27V29H200ZM247 28V27H245ZM59 29L61 31H59ZM76 29V28H75ZM73 30V31H76V30ZM78 29V28H77ZM86 29V28H85ZM92 29V28H91ZM129 29V28H128ZM141 29V28H140ZM191 29V30H190ZM205 29V28H204ZM82 30V29H81ZM87 30V29H86ZM131 30V27L130 29ZM184 30L188 31L189 33V37L187 38L188 39V49L189 51H191L195 56H197L198 58L200 59H204L205 57L209 58L210 57V53L209 51L207 50V46L206 45V42L205 40L203 39V37L199 36L200 34L199 33H196V31H193L192 28H190V26L187 28V27H184ZM190 30V31H189ZM246 30V29H245ZM65 31V32H64ZM68 33H67V32ZM83 31V30H82ZM81 31V32H82ZM93 31H94V28H93ZM92 30H90V33L93 32ZM95 31L98 32L97 28L95 29ZM126 31V30H124ZM207 31V30H206ZM62 32V33H61ZM148 32V31H147ZM180 32V31H179ZM198 32V31H197ZM200 32H205L203 30V28H201ZM242 32V31H241ZM245 32V31H244ZM69 33V34H70ZM75 33V32H74ZM85 33V32H84ZM96 32L94 34H97ZM119 33V31H118ZM206 33V32H205ZM243 33V32H242ZM63 34L65 36H63ZM83 34V33H82ZM86 34V33H85ZM84 34V35H85ZM102 34V32H101ZM100 34V35H101ZM155 34V33H153ZM185 34V33H183ZM244 34V33H243ZM77 35V34H76ZM80 35V33H79ZM90 35V34H89ZM104 35V34H103ZM121 35V34H119ZM157 34L153 35V36H156ZM205 35V34H204ZM68 36V37H66ZM87 36V35H86ZM99 36V35H98ZM97 36V37H98ZM111 36V35H110ZM134 36V35H133ZM159 36V35H157ZM163 36V35H162ZM207 36V34H206ZM61 37V40H58V38ZM71 37H73L74 39H76L74 36H70V39ZM80 38H82L83 36H78ZM96 37V36H95ZM101 37V36H100ZM99 37V38H100ZM145 37V36H144ZM143 37V38H144ZM47 40H46V39ZM84 38V37H83ZM82 38V40H83ZM88 38V36H87ZM90 38V37H89ZM98 38V39H99ZM103 38V37H101ZM205 38V37H204ZM104 39V38H103ZM102 39V40H103ZM110 39V37L108 38ZM46 40L47 43L44 41ZM89 40V39H88ZM91 41L93 40L92 38L90 39ZM97 40V39H96ZM101 40V41H102ZM107 40V39H106ZM136 40V39H135ZM227 40V39H226ZM243 40V39H242ZM60 41V42H58ZM73 41V40H72ZM75 41V40H74ZM86 41V40H85ZM100 41V43H101ZM109 41V40H108ZM143 41V40H142ZM231 41V40H230ZM229 41V42H230ZM246 41V40H245ZM88 42V41H87ZM153 42V41H152ZM155 42V41H154ZM157 42V41H156ZM161 42V40H160ZM233 42V41H232ZM236 42V41H235ZM234 42V43H235ZM78 43V42H77ZM93 43H97L99 44V41L98 42H93ZM92 43V44H93ZM104 43V42H103ZM109 43V42H108ZM213 43V42H212ZM223 43V41H221V44ZM79 44V43H78ZM76 44V45H78ZM88 46H90L91 43L88 42ZM95 44V45H97ZM153 44V43H152ZM231 44V43H230ZM229 44V45H230ZM237 44V42H236ZM245 44V43H244ZM70 45V46H68ZM73 45V44H72ZM87 45V44H86ZM100 45V44H99ZM157 45V44H156ZM213 45V44H212ZM215 45V44H214ZM232 45V44H231ZM234 45V44H233ZM238 45V44H237ZM75 46V44H74ZM104 46V45H102ZM142 46V45H141ZM145 46V45H144ZM239 46V45H238ZM99 47V46H98ZM106 47V46H105ZM146 47V46H145ZM144 47V48H145ZM151 47V46H150ZM154 47V45H153ZM235 47V46H234ZM237 47V46H236ZM241 47V46H240ZM244 47V45H243ZM243 47H242V51H243ZM79 48V47H78ZM77 48V49H78ZM83 48V47H82ZM148 48V46H147ZM156 48V47H155ZM219 48H223L219 46ZM233 48V47H232ZM238 48V47H237ZM96 49V48H95ZM98 49V48H97ZM163 49V48H162ZM234 49V48H233ZM81 48H80V52H81ZM92 50L94 51V49L92 48ZM91 50V52L93 53V51ZM104 50V49H103ZM149 50V49H148ZM152 50V49H151ZM151 50L148 51V53H150L149 55H151V58L153 59L152 57V53H151ZM154 50V49H153ZM158 50V49H157ZM187 50V49H185ZM210 50V48H209ZM216 50V49H215ZM3 51V52H4ZM79 52V49L77 50ZM76 51V52H77ZM143 51V50H142ZM235 51V49H234ZM237 51V50H236ZM85 52V50L83 51ZM90 52V53H91ZM216 52V51H215ZM238 52V51H237ZM240 52V51H239ZM91 53V54H92ZM97 53V52H96ZM155 53V52H154ZM169 53V51H168ZM222 53V52H221ZM261 53V52H260ZM2 53H0L1 55ZM85 54V53H84ZM120 54V53H119ZM133 54V52H132ZM136 54V53H135ZM134 54V55H135ZM138 54V53H137ZM158 54V53H157ZM163 54V52H162ZM78 58H77V57ZM80 56V55H79ZM80 56V57H81ZM92 56H94V53L92 54ZM120 56V55H119ZM126 56V55H125ZM148 56V55H147ZM167 56V55H165ZM171 56V55H170ZM223 56V55H221ZM100 57V56H99ZM132 57V55H131ZM136 57V56H135ZM250 57V55H249ZM255 57V56H253ZM1 58V57H0ZM5 58V59H4ZM9 59L7 61V59ZM84 58V59H83ZM96 58V57H95ZM138 58V56H137ZM140 58V57H139ZM163 58V57H162ZM161 58V59H162ZM172 59V57H170ZM78 59V60H77ZM82 59V60H81ZM97 59H101V58H97ZM125 59V58H124ZM132 59V58H130ZM134 59V58H133ZM133 59H132V62H133ZM147 60H149L148 58H146ZM231 59V58H229ZM234 59V58H233ZM237 59V58H236ZM262 59V57H261ZM80 60V61H79ZM255 60V59H254ZM1 61V60H0ZM92 61V60H91ZM94 61V60H93ZM103 61V60H102ZM117 61V60H115ZM153 61V60H152ZM155 61V60H154ZM158 61H159V58H158ZM231 61V60H230ZM256 61V60H255ZM257 61L259 62V60L257 59ZM256 61V62H257ZM95 62V61H94ZM120 62V61H119ZM136 61L134 60V63ZM161 62V61H160ZM170 62V61H168ZM173 62V61H171ZM182 62V61H181ZM244 61H242L243 63ZM255 63L256 65L258 64ZM17 63L15 67H17ZM18 63V64H19ZM91 63V62H90ZM102 63V62H101ZM104 63V62H103ZM126 63V62H125ZM140 63V62H139ZM230 63V62H229ZM232 63H234V61H232ZM241 63V64H242ZM246 63V62H245ZM1 64V63H0ZM6 64V65H7ZM121 64V63H120ZM130 64V63H129ZM133 64V63H132ZM131 64V65H132ZM155 64L157 65V63L155 62ZM171 64V63H170ZM169 64V65H170ZM260 64V63H259ZM5 65V64H4ZM4 65H3V68H4ZM82 65V66H83ZM92 65V64H91ZM96 65V64H95ZM104 65V64H103ZM127 65V63H126ZM155 65V66H156ZM236 65V64H235ZM238 65V64H237ZM247 65V64H246ZM9 66V65H8ZM120 66V65H119ZM136 66V65H135ZM154 66V65H153ZM154 66V67H155ZM248 66V65H247ZM246 66V67H247ZM250 66V65H249ZM1 67V66H0ZM130 67V66H129ZM128 67V68H129ZM133 67V65H132ZM150 67V66H149ZM184 67V66H183ZM237 67V66H236ZM243 67H244V64H243ZM264 67V65H263ZM2 68V67H1ZM0 68V71L2 70ZM6 68V67H5ZM14 68V67H12ZM91 68V67H90ZM99 68V67H98ZM141 68V67H140ZM234 68V67H233ZM8 69V68H7ZM11 69V68H10ZM97 69V68H96ZM148 69V68H147ZM248 69V67H247ZM255 69H256V66H255ZM9 70V69H8ZM8 70H5V71H8ZM23 70V72H22ZM77 70V68H76ZM80 70V69H79ZM78 70V71H79ZM90 70V69H89ZM106 70V68H105ZM134 70V69H132ZM158 70V69H157ZM173 70V69H172ZM182 70V69H181ZM196 70V69H195ZM200 70V69H199ZM203 70V68L201 69V71ZM245 70V69H244ZM254 70V69H253ZM4 71V70H3ZM18 71V70H17ZM83 72V70H81ZM84 71H86L84 69ZM96 71V70H95ZM141 71V70H140ZM151 71V70H150ZM155 71V70H154ZM204 71V70H203ZM236 71V70H235ZM247 70H245L246 72ZM249 71V69H248ZM44 72V73H43ZM75 73V70L73 71ZM72 72V73H73ZM91 72V71H90ZM105 72V71H104ZM136 72V71H135ZM139 72V70H138ZM148 72V71H147ZM239 72V71H238ZM244 72V73H245ZM1 73V72H0ZM23 73V74H22ZM46 73H48L49 75L47 76ZM70 73V74H68ZM85 73V72H84ZM88 73V72H87ZM149 73V72H148ZM157 73V72H156ZM5 72L3 73L2 72V75H4ZM21 74V75H20ZM44 74V76L46 75L49 79L52 78L53 76V79L56 78L54 80V84H57V87L58 85L60 84L62 87L59 89L60 85L58 88H55L53 89L54 85L52 86L53 88L51 87H46V89L48 88V91L51 95H53L54 97V100H57L56 101V106H55V109L52 108L51 104L49 105L48 103V99L50 100V98H46V101H45V96L44 95V91L43 90H40V82L42 81L43 83V79L42 78V75ZM86 74V73H85ZM90 74V73H88ZM87 74V75H88ZM142 74V73H141ZM145 74V73H144ZM150 74V73H149ZM174 74V73H173ZM240 74V73H238ZM236 74V75H238ZM255 74V73H254ZM258 74V73H257ZM1 75V74H0ZM1 75V77H2ZM91 75V74H90ZM147 75V74H146ZM152 75V73H151ZM154 75V74H153ZM156 75V74H155ZM165 75V73H164ZM171 75V74H170ZM181 75V74H179ZM245 75V74H244ZM7 74L5 75V79L9 77L7 76ZM14 76V75H13ZM18 76V75H17ZM43 76V77H44ZM50 76V77H49ZM97 76V75H96ZM125 76V75H124ZM167 76V75H165ZM164 76V77H165ZM239 76V75H238ZM0 77V78H1ZM47 77H46V80H47ZM126 77V76H125ZM139 77V76H138ZM145 78L147 76H144ZM170 77V76H169ZM183 77V76H181ZM233 77V76H232ZM242 77V78H241ZM241 79L242 81H239V80H235L234 83L238 84V83H246L245 81L247 80L248 81V78L245 80L244 77L245 76H242L241 75ZM166 78V77H165ZM168 78V77H167ZM166 78V80H167ZM246 78V77H245ZM251 78V74H250V77ZM262 78V77H261ZM3 79V78H2ZM1 79V80H2ZM2 80L0 82V84L3 82V81H6V80ZM42 79V80H41ZM95 79V77H94ZM103 79V78H102ZM172 79V78H171ZM175 79V78H174ZM184 79V78H183ZM182 79V80H183ZM239 79V78H238ZM10 80V79H9ZM8 80V81H9ZM61 80V82L64 84L62 85L61 82H59ZM143 76L141 78V83H143ZM164 81H166L165 79H163ZM188 80V79H187ZM186 80V81H187ZM250 80V79H249ZM48 81V80H47ZM59 82V83H56V82ZM76 81V84L78 80H75ZM170 81V80H169ZM175 81V80H174ZM189 81V80H188ZM187 81V82H188ZM263 81V79L261 80ZM260 81V83H261ZM45 82V81H44ZM79 82H82V81H79ZM184 82V80H183ZM194 82V81H193ZM229 82H233V81H230ZM254 82V81H252ZM258 81H256L257 83ZM47 85L48 83L50 84H53L51 83L50 81L49 82H46ZM46 83H44V85H46ZM83 83V82H82ZM85 83V82H84ZM151 83V82H150ZM196 83V82H194ZM202 83V82H200ZM251 84V82H248V84ZM255 83V85H256ZM3 84V83H2ZM1 84V85H2ZM7 84V83H5ZM49 84V86H51ZM171 84V83H170ZM189 84V83H188ZM197 84V83H196ZM259 84V82H258ZM0 85V86H1ZM43 85V86H44ZM67 87H66V86ZM80 85V84H79ZM199 85V84H197ZM246 85V84H244ZM252 85V84H251ZM7 86V85H5ZM5 86H3V90L5 88ZM39 86V87H38ZM65 86V87H63ZM74 86H75V83H74ZM78 86V85H77ZM87 86V83L86 85ZM84 86V87H85ZM110 86V85H109ZM142 86V84H141ZM191 86V85H190ZM264 86V85H263ZM2 87V86H1ZM44 87V88H45ZM56 87V86H55ZM91 87V85H90ZM136 88H138L137 86H135ZM149 87V86H148ZM229 87L228 85H223V86H219V87H213L209 90H206V94L205 95H202L204 96V98H206V104L209 105L208 108L210 109H206L208 111L207 114H209L211 112V117L212 114L213 115H223V117H227L229 115V109L232 108L233 110H236L237 112H241L243 114H245V116L243 117V119H246L247 121L249 122H258L257 119L260 118V116L262 115V113L260 112L261 110H264V103L262 104L261 102L263 101H260L259 100H256V97H253L252 96V92H250V88H252L250 86V88H248V86H241V88H238L237 86L234 87H231V88H227ZM8 88V87H6ZM40 88V89H39ZM51 88V89H49ZM64 88V90L62 89ZM66 88V89H65ZM75 88V87H73ZM88 88V86H87ZM94 88V86H93ZM92 88V89H93ZM113 88V87H112ZM121 88V87H120ZM142 88V87H141ZM150 88V87H149ZM164 88V87H163ZM171 88V87H169ZM187 88V87H186ZM192 88V87H191ZM208 88V87H207ZM256 88V87H255ZM57 89V93H56V90ZM71 89V88H70ZM118 89V87L116 88ZM115 89V90H116ZM140 89V88H138ZM143 89V88H142ZM254 89V87L252 88ZM259 89V88H258ZM2 90V91H3ZM6 90V89H5ZM9 90V89H7ZM54 90V91H53ZM76 91V88L73 89ZM90 90V89H89ZM94 90V89H93ZM91 90V93L94 91ZM129 90V89H128ZM127 90V91H128ZM146 90V88H145ZM175 90V89H174ZM187 90V89H185ZM261 90V89H260ZM1 91V92H2ZM52 91L53 93L55 92V95L52 94ZM74 91V92H75ZM137 91V90H136ZM162 91V90H161ZM184 91V89H183ZM253 91V90H252ZM255 91H257L255 89ZM264 91V90H263ZM6 92V91H5ZM11 92V89L10 91H8V93ZM46 92V93H48ZM77 92V91H76ZM90 92V91H89ZM96 92V91H95ZM101 92V91H100ZM99 92V93H100ZM116 92V91H115ZM121 92V90H120ZM129 92V91H128ZM133 93V91H131ZM138 92V91H137ZM141 92V91H140ZM143 92V91H142ZM185 92V91H184ZM183 92V93H184ZM188 92V91H187ZM186 92V93H187ZM195 92V91H194ZM254 92V91H253ZM6 92V95H10L11 93L8 94ZM98 93V92H97ZM126 93V92H125ZM164 93V92H163ZM171 93H174L173 91ZM170 93V94H171ZM182 93V92H181ZM185 93V94H186ZM262 93V92H261ZM3 94V93H2ZM13 94V95H14ZM49 94V95H50ZM73 94V95H72ZM84 94V93H83ZM82 94V95H83ZM108 94V92H107ZM116 94V93H115ZM114 94V95H115ZM136 94V93H135ZM169 94V93H168ZM170 94L168 96H170ZM176 94V93H175ZM189 94V92L187 93ZM186 94V95H187ZM255 94V92H254ZM258 95V93H256ZM48 95V94H47ZM71 95V96H70ZM94 95V94H93ZM101 96V94H99ZM118 95V94H117ZM165 95V93H164ZM185 95V96H186ZM190 95L191 92H190ZM263 95V94H262ZM12 96V95H11ZM79 96H80V93H79ZM88 96V95H87ZM96 95H94L95 97ZM98 96V95H97ZM104 96V95H103ZM102 96V97H103ZM119 96V95H118ZM136 97H138L139 95H134ZM173 96V95H172ZM171 96V97H172ZM176 96V95H175ZM183 96V95H182ZM189 96V95H188ZM193 96V95H192ZM264 96V95H263ZM4 97V96H3ZM10 97V96H9ZM49 97V96H48ZM76 97V96H75ZM92 98V99H96V98ZM105 99H106V92H105ZM179 97V95H178ZM177 97V98H178ZM181 97V95H180ZM179 97V98H180ZM208 97V98H207ZM1 99H3L2 97H0ZM57 98V99H55ZM73 98V99H72ZM79 97L75 98L76 100L78 99ZM86 98V97H84ZM109 99V97H107ZM113 98V97H111ZM117 98V97H116ZM119 98V97H118ZM123 98V97H122ZM166 98V97H164ZM178 98V99H179ZM189 97H187V100H188ZM260 98V93H259V97ZM7 99V98H6ZM9 99H12V98H8L7 100L5 101H10ZM53 99V98H52ZM51 99V100H52ZM101 99V98H99ZM121 99V98H120ZM140 99V97H139ZM172 99V98H171ZM174 99V97H173ZM181 99V98H180ZM179 99V100H180ZM184 99V98H182ZM190 99V98H189ZM264 99V98H263ZM81 100V99H80ZM84 100V99H83ZM90 100V98H89ZM114 100V99H113ZM116 100V99H115ZM170 100V99H169ZM168 100V102H170ZM4 101V99H3ZM14 101V100H13ZM79 101V99L77 100V102ZM95 101V100H93ZM92 101V102H93ZM97 101V99H96ZM105 101V100H104ZM117 101V100H116ZM175 101V100H174ZM12 102V101H11ZM48 102V103H47ZM81 102V101H80ZM85 104L89 105V103H86L88 102V100L84 101ZM102 102V101H101ZM99 101V104L101 103ZM108 102V101H106ZM105 102V103H106ZM113 102V101H112ZM172 102V101H171ZM224 103V104H221V105H224L225 107H222L220 106L219 107V103ZM53 104V101L51 102ZM91 103V102H90ZM110 103V102H109ZM12 104H15V103H12ZM48 104V105H47ZM78 104V103H77ZM81 104V103H79ZM78 104V105H79ZM94 104V103H93ZM108 104V103H107ZM145 104V103H144ZM17 105V103L15 104ZM98 105V104H97ZM96 105V106H97ZM111 105V104H109ZM115 105L114 104V108H115ZM166 105V104H165ZM103 106V105H102ZM112 106V105H111ZM123 106V105H122ZM22 107V108H23ZM75 107H77V109L79 108V110H76L78 111L77 113L75 112ZM86 107V106H85ZM91 107V106H90ZM94 107V106H93ZM101 107V106H100ZM105 107V104L104 106ZM102 107V108H103ZM120 107V106H118ZM125 107V105H124ZM6 108V107H5ZM16 108V106H15ZM97 108V107H96ZM107 110H108V106L106 107ZM111 108V107H109ZM123 108V107H122ZM129 108V107H128ZM131 108V107H130ZM183 108V107H182ZM204 109V107H202ZM104 109V108H103ZM100 109L101 111H104L106 109ZM127 109V108H126ZM184 109V108H183ZM84 110V108H83ZM87 110V109H86ZM119 110V109H118ZM117 110V111H118ZM129 110V109H128ZM180 110V109H179ZM210 110V112H209ZM19 111L20 108H19ZM17 110V112H19ZM88 111H89V108H88ZM90 111H92L90 109ZM94 111V110H93ZM111 111V110H109ZM122 111L125 112L124 109H122ZM130 111V110H129ZM198 111V110H197ZM200 111V110H199ZM198 111V112H199ZM25 113V111H23ZM86 112V111H84ZM100 111H98V114H99ZM108 112V111H106ZM104 112V118L107 119V116L109 115H106L107 113ZM119 112V111H118ZM175 112V111H174ZM173 112V113H174ZM209 112V113H208ZM231 112V111H230ZM16 113V112H15ZM28 112H26L27 114ZM30 113V112H29ZM30 113V114H31ZM41 113V114H43ZM47 113V114H46ZM80 113V112H79ZM88 113V112H86ZM92 114V112H89ZM110 114L113 115L114 113V110H112V113L109 112ZM108 113V114H109ZM189 113V112H188ZM196 114V112H194ZM233 113H236L235 111ZM29 114V115H30ZM46 114V115H45ZM95 114V121H96V118L97 117V114ZM102 113H100L98 116H100ZM117 112L114 114L116 115ZM127 114V113H126ZM200 114V113H199ZM228 114V115H227ZM231 114V113H230ZM18 115L20 116V113H18ZM111 115V116H112ZM113 115V117H115ZM172 115V113H171ZM210 115V114H209ZM238 115V114H237ZM240 117H241V114H239ZM40 116V115H38ZM87 116V115H86ZM90 116V114L88 115ZM92 116V115H91ZM102 116V115H101ZM122 116V115H121ZM126 116V115H125ZM128 116V115H127ZM140 120L141 122H144L145 118H146V113H141L140 115ZM208 116V115H207ZM206 116V117H207ZM216 116V117H217ZM189 117V116H188ZM194 117V116H192ZM205 117V116H204ZM213 118V119H216V121L218 120V118ZM238 117V116H236ZM20 117H18L19 119ZM20 118V119H21ZM24 118V119H25ZM38 118V119H37ZM109 118V117H108ZM116 120H120L118 119V117L116 116ZM121 118V117H120ZM124 118V117H123ZM122 118V119H123ZM197 118V117H196ZM199 118V116H198ZM6 119V118H5ZM8 119V118H7ZM23 119V120H24ZM191 119V118H189ZM188 119V122H190ZM194 119V118H193ZM192 119V120H193ZM201 119V118H199ZM209 119V118H208ZM212 119V120H213ZM250 119V120H249ZM21 119V122L23 121ZM79 120V119H78ZM84 120V118L82 119ZM102 118L99 120L101 122ZM110 120V118H109ZM191 120V121H192ZM197 120V119H196ZM17 121V119H16ZM26 121V120H24ZM81 121V120H79ZM77 121V122H79ZM98 121V119H97ZM113 121V119L111 120ZM115 121V120H114ZM194 121V120H193ZM192 121V123H194ZM199 121V120H198ZM6 122V121H5ZM92 121H90L91 123ZM103 122H107L106 120L103 121ZM202 122V121H201ZM206 122V120H205ZM215 122V121H213ZM219 122V121H217ZM217 122H215L216 126H217ZM229 122H232V121H229ZM263 122V121H262ZM15 123V122H14ZM17 123V122H16ZM25 122L22 123L21 126H25L24 124ZM37 123V124H36ZM76 123V124H75ZM80 123V122H79ZM83 123V122H82ZM85 123V122H84ZM99 123V122H97ZM97 123H94V124H97ZM126 123V122H125ZM124 123V124H125ZM197 123V121H196ZM75 124V125H74ZM87 124V123H86ZM102 124V122H101ZM106 124V123H105ZM104 124V125H105ZM121 124V122H120ZM200 124V122H199ZM220 124V123H219ZM218 124V125H219ZM32 125V126H31ZM34 125V126H35ZM41 125V124H40ZM39 125V126H40ZM84 125V124H83ZM89 125V123H88ZM92 125V124H91ZM97 125H100V124H97ZM108 125V124H107ZM207 125H208V122H207ZM221 125V124H220ZM238 125V124H237ZM5 126V125H4ZM33 126V127H34ZM86 126V125H85ZM106 126V125H105ZM172 126V125H171ZM214 125V127H216ZM27 127V126H26ZM36 127V126H35ZM69 129H68V128ZM87 127V126H86ZM93 127V126H92ZM90 127V128H92ZM209 127V126H208ZM211 127V126H210ZM221 127V126H220ZM227 127V126H226ZM8 128V129H7ZM12 128V129H11ZM37 128H34V129H37ZM42 126L40 127V130H41ZM81 128V126L79 127ZM89 127H87L88 129ZM89 128V129H90ZM106 128V127H105ZM180 128V127H179ZM218 128V127H217ZM241 128V127H240ZM24 129V128H23ZM33 129V130H34ZM74 129H76L74 127ZM84 129V128H82ZM186 129V128H185ZM201 129V128H200ZM222 129V128H221ZM220 131H223L221 130ZM228 130V128H226ZM224 129V130H226ZM232 129V128H231ZM231 129H230V132H231ZM250 128H248L249 130ZM20 130V131H19ZM219 130V129H217ZM236 130V129H235ZM237 130H239V128L237 127ZM236 130V131H237ZM241 130V129H240ZM10 131V132H11ZM27 131V133L25 132ZM164 131V130H163ZM175 131H179L178 130H175ZM209 131H211L209 129ZM213 131V130H212ZM216 132V130H214ZM219 131V132H220ZM235 131V133H236ZM253 131V130H252ZM75 132L74 131V135H75ZM117 132V131H116ZM185 132V131H184ZM188 132V131H187ZM193 132V131H192ZM198 133L201 132V131H197ZM214 132V134H216ZM227 133L226 134H229L228 131H226ZM232 132L234 133V130H232ZM231 132V133H232ZM244 132V131H243ZM5 133V134H4ZM64 133V132H63ZM77 133V132H76ZM181 133V132H180ZM178 134L180 136H182L181 134L184 135V133H181V134ZM191 133V132H189ZM196 133V132H195ZM197 133V134H198ZM222 133V132H221ZM238 133V132H237ZM251 133V132H250ZM256 133V132H255ZM12 134V133H11ZM65 134V133H64ZM84 134V133H83ZM87 134V135H88ZM127 134V133H126ZM201 134V133H200ZM208 134V132H207ZM213 134V135H214ZM222 134H225V133H222ZM218 135V136H215L217 137L218 141L217 142H212V141H209L210 144L207 145L209 147H212V149H214V152H215V149H219L221 150L223 153L225 152V155L223 154V156H226V151L227 153H229V155L233 152L235 154V150L236 149V152L237 154L238 153H244V154H247V155H244L245 156H248L250 159L251 162L255 163V162H258L259 161L261 162L262 160L258 157H261L262 153L261 154H257L258 151L256 149L257 152L253 151L252 153H249L250 151V146L252 144H243L241 142H239V140L236 139V137L234 138V136L236 135ZM241 132L238 133V135L240 136ZM254 134V133H253ZM27 135V136H26ZM28 135L30 138H28ZM77 135V134H76ZM82 135V134H80ZM116 135V134H115ZM119 135V134H118ZM130 135V134H129ZM128 135V136H129ZM176 135V134H175ZM193 135V134H192ZM195 135V134H194ZM193 135V136H194ZM201 135H205L204 133L201 134ZM217 135V134H216ZM252 135V134H251ZM258 135V134H257ZM79 136V135H78ZM85 136V135H84ZM103 138H101V137ZM197 136V135H196ZM210 136V135H209ZM233 136V137H232ZM242 136V135H241ZM261 135H259L260 137ZM12 137V136H10ZM16 137V138H17ZM66 137V136H65ZM183 137V136H182ZM186 137V136H185ZM204 137V136H203ZM208 137V135H207ZM213 137V136H212ZM212 137H210L212 139ZM9 138V139H7ZM63 138V139H62ZM68 138V136H67ZM66 138V139H67ZM116 138V137H115ZM186 138H189L186 137ZM200 138V136H199ZM214 138V137H213ZM238 138V136H237ZM255 138V136H254ZM262 139V137H260ZM21 139V140H22ZM62 139V140H61ZM117 139V138H116ZM139 139V138H138ZM162 139V138H161ZM210 139V140H211ZM246 139V138H244ZM261 139H258L257 142H259ZM264 139V138H263ZM70 140V139H69ZM104 140H101V141H104ZM182 140H185L184 138ZM195 140V138H194ZM204 141V139H202ZM207 140V139H206ZM237 140V141H236ZM241 140V139H240ZM63 141V142H62ZM85 140H83L84 142ZM199 141V140H198ZM242 141V140H241ZM9 142H2V143H5V144H9ZM15 142H17V145H15ZM21 143V144H25V145H21V144H18V143ZM24 142V143H23ZM86 142V141H85ZM188 142V140H187ZM190 142V140H189ZM202 142V141H201ZM200 142V143H201ZM207 142V141H206ZM256 142V143H257ZM67 143H69V141H67ZM78 143V144H77ZM183 143V142H182ZM213 143V144H212ZM260 143H263L264 142H260ZM88 144V143H86ZM164 144V143H163ZM197 144V143H196ZM195 144V145H196ZM212 144V145H211ZM14 145L19 147L18 150L20 151V149H22V147L20 148V145L21 146H24L25 147V150L26 152L24 151V149H22L20 152L24 155V154H28L27 155H24V158L25 160H22L21 157H23L22 154H19L20 152L16 151L17 150V147L14 148ZM85 145V144H84ZM103 145V144H102ZM105 145V143H104ZM89 146L90 143H89ZM119 146V145H118ZM189 146V145H188ZM202 146H205L206 147V144L202 145ZM23 147V148H24ZM106 149H107V146L105 145ZM117 147V146H116ZM115 147V148H116ZM173 147V146H172ZM194 147V146H192ZM199 147V146H197ZM84 148H86V150H84ZM93 148V147H92ZM109 148V147H108ZM111 148V147H110ZM171 148V147H170ZM188 148V147H187ZM190 148V147H189ZM201 148V145L200 147ZM27 149L29 151H27ZM88 149H90L88 147ZM101 149V148H100ZM102 149H105V148H102ZM111 150V149H110ZM117 150V149H116ZM218 150V151H219ZM232 152H231V151ZM255 150V149H254ZM24 151V153L22 152ZM92 151H95L96 153L94 154V152ZM108 151V150H107ZM113 152V150H111ZM189 151V150H188ZM201 151V150H200ZM199 151V152H200ZM217 151V150H216ZM217 151V152H218ZM229 151V152H228ZM249 151V152H248ZM93 153V155L96 156L95 160L93 159V155L92 154H89V153ZM173 152V151H172ZM196 153L198 151H195ZM204 152V151H203ZM202 152V153H203ZM212 152V150H211ZM220 152V151H219ZM231 152V153H230ZM80 155L81 153V157L77 155ZM104 153V152H103ZM108 153V152H107ZM175 154V150L173 152ZM193 153V151H192ZM208 153H209V148H208ZM232 153V154H233ZM112 154V153H111ZM172 154V153H171ZM170 154V155H171ZM201 154V152H200ZM211 154V153H209ZM208 154V155H209ZM215 154V153H214ZM221 154V153H220ZM235 154V155H237ZM239 154V155H240ZM29 155V162L27 161V156ZM102 155V153H101ZM176 155V154H175ZM198 155V154H195V156ZM207 155V154H206ZM213 155V154H212ZM212 155H211V159H212ZM103 156V155H102ZM105 156V155H104ZM103 156V157H104ZM107 156V155H106ZM190 157V155H187V157ZM200 156V155H199ZM216 156V155H215ZM221 156V155H220ZM222 156V158H223ZM228 156V154H227ZM226 156V157H227ZM82 157L84 159H82ZM102 157V158H103ZM109 157V156H108ZM167 157V156H166ZM176 157V156H175ZM179 157V155H178ZM186 157V158H187ZM208 157V156H207ZM210 157V156H209ZM230 157V156H229ZM243 157V158H244ZM247 157V158H248ZM101 158V157H100ZM124 158V157H123ZM180 158V157H179ZM178 158V160H179ZM197 158V157H196ZM201 158V156H200ZM199 158V160H200ZM236 158V157H233V159ZM255 158V159H253ZM257 158V159H256ZM119 157L116 159L118 160ZM126 159V158H125ZM130 159V158H129ZM184 159V158H183ZM189 159V158H188ZM209 159V158H208ZM214 159V157H213ZM212 159V160H213ZM232 159V157H231ZM260 159V160H259ZM262 159H264V153H263V157ZM85 160V161H84ZM124 160V159H123ZM131 160V159H130ZM225 160V159H224ZM223 160V161H224ZM228 160V159H227ZM235 160V159H234ZM240 160V156H239V159L238 161ZM246 159L244 158V161ZM255 160V161H254ZM95 161V162H94ZM164 161V160H163ZM186 161V160H185ZM187 161H190L187 160ZM211 161V160H210ZM230 161V159L228 160V162ZM236 161V160H235ZM237 161V162H238ZM249 160L247 159V162ZM249 161V162H250ZM22 162L26 163L25 166L26 168L23 169L22 167L24 166L22 164ZM109 162V161H108ZM140 162V161H139ZM166 162V161H165ZM170 162V161H169ZM174 162V160H173ZM176 162V161H175ZM174 162V163H175ZM180 162V161H179ZM183 161H181L182 163ZM191 162V161H190ZM190 162L187 164V165H190ZM197 162V161H196ZM220 162V161H219ZM222 162V161H221ZM234 162V161H233ZM241 162V161H240ZM239 162V163H240ZM248 162V163H249ZM250 162V163H251ZM114 163V162H112ZM129 163V162H128ZM142 163V162H141ZM168 163V162H167ZM180 163V164H181ZM200 163V161H199ZM202 163V162H201ZM213 164H216V161L215 163L212 162ZM218 163V162H217ZM230 163V162H229ZM242 163V162H241ZM246 163V162H244ZM249 163V165H250ZM251 163V164H253ZM22 164V166L20 167V165ZM117 164V163H116ZM122 164V163H121ZM163 164V163H162ZM172 164V163H171ZM220 164V163H219ZM222 164V163H221ZM238 163H234V165H236ZM247 164V163H246ZM256 164V163H255ZM31 165V164H30ZM119 165V164H118ZM168 165V164H167ZM179 166V164H177ZM182 165V164H181ZM185 165H186V162H185ZM200 165V164H199ZM231 164H229L228 166H230ZM248 165V164H247ZM254 165V164H253ZM257 165V164H256ZM165 166V165H163ZM171 166V165H170ZM175 166V165H173ZM183 166V165H182ZM214 166V165H213ZM220 166V165H219ZM224 166H227V164L225 163ZM223 166V167H224ZM232 166V165H231ZM232 166V168L234 169V167ZM241 167H243L242 165H239ZM259 166V164L257 165ZM18 167V168H17ZM20 167V169H19ZM31 167V166H29ZM28 167V168H29ZM168 167V166H167ZM172 167V166H171ZM187 167V166H186ZM194 167V166H192ZM204 167V166H203ZM207 167V166H206ZM215 169L217 166H214ZM222 167V166H221ZM241 167H238L239 169ZM249 167V166H247ZM254 168L255 166H251V168ZM14 168H12L14 170ZM26 169V172L24 173H28L30 172L31 170H33L32 168L30 169ZM118 168V167H117ZM124 168V167H123ZM166 168V167H164ZM180 168V167H179ZM182 168V167H181ZM188 168V167H187ZM190 168V166H189ZM209 168V167H208ZM220 168V167H218ZM226 168V167H225ZM228 168V167H227ZM226 168V169H227ZM230 168V167H229ZM237 168V166L235 167ZM237 168V170H238ZM253 168L251 169V173L253 171H255L256 169L253 170ZM259 168V167H258ZM261 168V167H260ZM9 169V170H10ZM116 170V168H114ZM119 169V168H118ZM174 169V167L172 168ZM205 169V168H204ZM221 169V168H220ZM223 169V168H222ZM241 169H244V168H241ZM240 169V170H241ZM249 169V170H250ZM27 170H29L27 172ZM163 170V169H162ZM161 170V171H162ZM174 170H177V169H174ZM181 170V169H179ZM184 170V169H183ZM181 170V171H183ZM209 170V169H208ZM211 170V169H210ZM231 170V168H230ZM240 170L238 172H240ZM248 169L245 170H241L242 172L245 171L247 172ZM3 171V170H2ZM122 171V170H121ZM167 171V170H166ZM178 171V170H177ZM191 171V169L189 170V172ZM218 171V169H217ZM223 170H221L222 172ZM226 171V170H225ZM224 171V173H225ZM229 171V169H228ZM227 171V172H228ZM8 171L5 172L4 175H8L9 172H12V171ZM14 172V171H13ZM22 172V171H21ZM115 172V171H114ZM117 172V171H116ZM140 172V171H139ZM145 172V170H144ZM184 172H186V170H184ZM183 172V176L186 177V175H184L185 173ZM216 172V171H213V173ZM220 170H219V173H221ZM230 172V171H229ZM236 172V171H235ZM257 172V171H255ZM261 172V171H259ZM3 173V172H2ZM1 173V174H2ZM17 174H19L18 172H16ZM23 173V172H22ZM21 173V174H22ZM113 173V174H111ZM133 173V172H132ZM136 173V171H135ZM175 173V171H174ZM192 173V172H190ZM209 173V172H208ZM218 173V174H219ZM223 173V172H222ZM222 173H221V176H222ZM250 173V172H248ZM262 173V172H261ZM3 177V175H1ZM31 175V173H28ZM119 174V172L117 173ZM145 174V173H143ZM164 175V173H162ZM171 174V173H170ZM179 174V173H178ZM177 174V175H178ZM202 174V173H201ZM206 174H207V171H206ZM211 174V173H210ZM209 174V175H210ZM229 174V173H228ZM237 174V173H236ZM241 173H239L240 175ZM247 174V173H246ZM258 174V173H257ZM6 175V176H7ZM25 174H22L21 177L19 178H22L24 179L25 177L23 176ZM138 175V174H137ZM140 176L142 175L141 172L139 174ZM181 175V174H180ZM188 175V174H187ZM204 175V174H203ZM203 175H200L199 177L201 178V176ZM213 175V174H212ZM215 175V173H214ZM244 175V172L243 174ZM252 175V174H251ZM9 176V175H8ZM23 176V177H22ZM116 176V175H115ZM118 176V175H117ZM146 176V175H145ZM175 176V174H174ZM173 176V178H174ZM208 176V175H207ZM217 176V175H216ZM219 176V175H218ZM217 176V177H218ZM225 176V175H224ZM231 176V175H230ZM235 176V175H234ZM238 176V174L236 175V177ZM254 176V174H253ZM251 176V177H253ZM138 177V176H137ZM164 177V176H163ZM170 177V176H168ZM179 177V176H178ZM177 177V178H178ZM182 177V176H181ZM180 177V178H181ZM209 177V176H208ZM220 177V176H219ZM218 177V178H219ZM232 177V176H231ZM230 177V178H231ZM248 177V176H247ZM258 177V176H257ZM112 178V179H111ZM134 178V177H132ZM145 178V177H144ZM161 178V177H160ZM167 178V177H166ZM172 178V177H171ZM170 178V179H171ZM176 178V177H175ZM174 178V179H175ZM186 178H190L191 177H186ZM227 178V177H226ZM239 178V177H237ZM242 178V177H241ZM143 179V178H142ZM159 179V178H158ZM164 179V178H163ZM182 179V178H181ZM199 179V178H198ZM204 179V178H202ZM217 179V178H215ZM213 180L211 182H214V186H213V191L212 193H210L211 191H207L206 192H203L201 193L202 195L205 193H207L206 197H205V201L207 204H213L215 202V200H219L218 199V195L216 194L219 190H215L214 187H215V183H216V180ZM220 179V178H219ZM223 178L221 177V180ZM228 179V178H227ZM247 179V178H246ZM251 179V178H250ZM258 179V178H257ZM1 180V179H0ZM114 180V179H113ZM140 180V179H139ZM162 180V179H161ZM173 179H171L172 181ZM194 180V178H193ZM192 180V181H193ZM207 180V179H205ZM204 180V181H205ZM226 180V179H225ZM235 180V179H234ZM237 180V179H236ZM243 180V178L241 179ZM261 180V179H260ZM5 181V182H6ZM136 181V180H135ZM134 181V182H135ZM147 181V180H146ZM150 181V180H149ZM159 181V180H158ZM179 181V180H178ZM186 181V180H185ZM199 181V180H198ZM220 180H218L219 182ZM249 181V180H248ZM254 181V180H253ZM118 182V181H117ZM170 182V181H169ZM176 182V181H175ZM180 182V181H179ZM188 182V180H187ZM186 182V185H189L190 183H187ZM197 182V181H196ZM202 182V181H201ZM207 183V181H205ZM209 182V180H208ZM210 182V183H211ZM222 182V181H221ZM220 182V183H221ZM237 182V181H236ZM242 182V181H241ZM246 182V181H245ZM119 183V182H118ZM140 183V182H139ZM157 183V182H156ZM160 183V182H159ZM164 183V182H163ZM181 183V182H180ZM192 183V182H191ZM209 183V184H210ZM225 183V182H224ZM235 183V181H234ZM238 183V182H237ZM247 183V182H246ZM111 184V182H110ZM109 184V185H110ZM115 184V182H114ZM114 184H112L111 187H114ZM138 184V183H137ZM143 184V183H142ZM167 184V183H166ZM170 184H172V182H170ZM184 184V185H183ZM182 184L183 187H185V182ZM212 184V185H213ZM222 184V183H221ZM132 185V184H131ZM140 185V184H139ZM138 185V186H139ZM158 185V184H157ZM168 185V184H167ZM173 185V184H172ZM170 185V187L172 186ZM179 185V184H178ZM207 185V184H206ZM232 185V184H231ZM235 185V184H233ZM249 185V184H248ZM257 185V184H256ZM109 186V187H110ZM133 186V185H132ZM165 185H163L164 187ZM175 186V184H174ZM181 186V185H180ZM179 186V187H180ZM204 186V185H203ZM211 186V185H210ZM209 186V189L211 188ZM220 186V184L218 185ZM222 186V185H221ZM224 186V185H223ZM251 186V185H250ZM135 187V186H134ZM137 187V186H136ZM160 187V186H158ZM178 187V186H177ZM182 187V188H183ZM187 187V186H186ZM186 187H185V190H186ZM240 187V186H239ZM238 187V188H239ZM26 188V190L28 189L29 191H26L24 190ZM30 188V189H29ZM168 188V186H167ZM217 188V184H216V187ZM222 188V187H221ZM242 188V187H241ZM124 189V188H123ZM138 189V188H137ZM149 189V188H148ZM147 189V190H148ZM180 189V188H179ZM188 189V187H187ZM192 189V188H191ZM190 189V190H191ZM204 189H206L204 187ZM223 189V188H222ZM256 189V188H255ZM24 190V191H23ZM32 190V192H31ZM163 190H166V189H163ZM173 190V189H172ZM183 193V195L188 192H185ZM189 190V192H190ZM193 190V189H192ZM197 190V189H195ZM211 190V189H210ZM217 191L215 193V191ZM204 191V190H203ZM223 190H221L222 192ZM226 191V190H224ZM236 191V190H235ZM245 191V190H244ZM248 191V189L246 190ZM257 191V190H256ZM116 192V191H114ZM168 192V190H167ZM176 192V191H175ZM196 192V191H195ZM255 192V191H254ZM25 193V194H24ZM32 193V194H30ZM130 193V192H129ZM133 193H135L133 191ZM138 193V192H137ZM145 193V192H144ZM143 192L141 194H144ZM194 193L191 191V194ZM199 193V192H198ZM210 193V194H209ZM241 193V192H240ZM258 193V192H257ZM260 193V192H259ZM258 193V194H259ZM114 194V193H113ZM112 194V195H113ZM119 194H121L119 192ZM159 194V193H158ZM189 194V193H188ZM227 194V193H226ZM148 195H149V198H148ZM180 195V194H179ZM182 195V190H181V196ZM184 195V196H185ZM194 195V194H193ZM203 195V196H204ZM257 195V194H256ZM260 195V194H259ZM33 197V200H32V197ZM117 196V195H116ZM145 196V198H144ZM180 196V197H181ZM197 196V194H196ZM128 197V196H127ZM179 199H182L180 198ZM186 197V196H185ZM185 197L184 200H185ZM188 197V196H187ZM202 197V196H201ZM258 197V196H257ZM31 198V199H30ZM124 198H126L124 201ZM133 198V196H132ZM154 200H150V199H154ZM190 198V195L188 197V199ZM196 198V197H195ZM128 199V200H127ZM131 199V198H130ZM147 199H149V201H147ZM187 199V201H189ZM146 200V201H145ZM183 200V199H182ZM180 200V201H182ZM193 200V199H192ZM196 200V199H195ZM199 200V198H198ZM244 200V199H243ZM145 201V202H144ZM185 201V202H187ZM191 201V200H190ZM221 201V200H219ZM263 201V199H262ZM184 202V201H183ZM192 202V201H191ZM175 203V204H174ZM189 203V202H187ZM255 203V202H254ZM260 203V202H259ZM217 204V203H216ZM215 204V205H216ZM184 205V203H183ZM245 205V203H244ZM205 206V205H204ZM244 207V206H243ZM252 211V210H251ZM256 211V210H255ZM250 211L248 210V213ZM222 215V214H221ZM254 215V214H253ZM251 217V216H250ZM257 217V216H256ZM227 218V217H226ZM235 218V217H234ZM260 218V217H259ZM182 219V218H181ZM221 219V218H220ZM222 219H223V216H222ZM225 219V217H224ZM223 219V220H224ZM228 219V218H227ZM226 219V220H227ZM246 219V218H245ZM218 220V219H217ZM233 220V218H232ZM263 220V219H262ZM220 221V220H219ZM223 222V221H222ZM221 222V223H222ZM234 222V221H233ZM236 223V222H235ZM233 223V224H235ZM240 223V222H239ZM262 223V222H261ZM214 224V223H213ZM227 224H230L227 222ZM232 224V223H231ZM232 224V225H233ZM251 224V223H250ZM264 224V223H263ZM222 225V224H221ZM236 225V224H235ZM245 225V223H244ZM249 225V224H248ZM247 225V226H248ZM255 225V224H254ZM262 225V224H260ZM259 225V226H260ZM246 226V227H247ZM257 226V225H256ZM250 227V226H249ZM254 227V226H253ZM264 227V226H262ZM182 228V227H180ZM235 228V227H234ZM261 229V226L259 227ZM258 228V229H259ZM186 229V228H185ZM188 229V228H187ZM241 228H239V232ZM250 231H251V228H249ZM257 229V227H256ZM256 229H255V232H256ZM263 229V228H262ZM189 230V229H188ZM187 230V231H188ZM231 230V229H230ZM242 230H244L243 232H245L246 229H244V227L242 228ZM186 231V230H185ZM247 231H249L247 229ZM260 231V230H259ZM262 231V230H261ZM188 232H191V231H188ZM187 232V233H188ZM193 232V231H192ZM195 232H197V230H195ZM184 233V232H183ZM237 233V232H236ZM233 232V234H236ZM252 233V231H251ZM191 234V233H190ZM198 234V233H197ZM200 234V232H199ZM243 234V233H242ZM242 234H239L240 236ZM257 234H260L256 233ZM263 234V233H262ZM192 235V234H191ZM190 235V236H191ZM247 235V234H246ZM189 236V235H188ZM196 236V235H195ZM193 236V238L195 237ZM198 236V235H197ZM196 236V237H197ZM201 236H202V233H201ZM200 236V237H201ZM206 236V235H205ZM236 236V235H235ZM238 236V235H237ZM245 236V234H244ZM251 235H248V237H250ZM195 237V238H196ZM231 237V236H230ZM229 237V238H230ZM252 237V236H251ZM259 237V236H258ZM261 237V236H260ZM191 238V237H190ZM199 238V237H198ZM197 238V240H198ZM203 238V236H202ZM234 238V237H233ZM238 238V237H237ZM236 238V239H237ZM247 237H245L244 239H246ZM181 239V240H180ZM248 239V238H247ZM246 239V240H247ZM251 239V238H249ZM258 239V238H257ZM260 241H261V238H259ZM263 239H264V234H263ZM228 240V239H227ZM239 240V239H238ZM255 241V239H253ZM196 241V240H195ZM259 241V240H257ZM263 241V240H262ZM261 241V242H262ZM181 242L183 244H181ZM227 242V241H225ZM196 243V242H194ZM198 243V242H197ZM255 243V242H254ZM199 244V243H198ZM197 244V245H198ZM224 244V243H223ZM200 245V244H199ZM198 245V246H199ZM263 245V244H262ZM196 246V247H198ZM258 246V245H257ZM190 249V247H188ZM192 248V247H191ZM235 248V247H234ZM188 249V250H189ZM214 249V248H213ZM216 250V249H215ZM219 250V249H218ZM213 251V250H212ZM236 251V250H235ZM187 252V251H186ZM200 252V251H199ZM221 252V251H220ZM257 252V251H256ZM255 252V253H256ZM215 253V252H214ZM211 254H213L211 252ZM222 254V253H221ZM246 254V253H245ZM218 255H220L218 253ZM247 255V254H246ZM1 256V255H0ZM180 256V255H179ZM183 256V255H182ZM184 256H187V255H184ZM188 256H189V252H188ZM217 256V255H216ZM223 255H221L222 257ZM232 256V255H230ZM220 257V258H221ZM225 257V256H224ZM258 257V256H257ZM216 258V257H215ZM228 254H227V259H228ZM233 258V257H232ZM236 258V257H234ZM246 258V257H245ZM259 258V257H258ZM131 259V260H132ZM182 259V260H181ZM185 259V258H184ZM188 259V258H186ZM190 259V258H189ZM188 259V260H189ZM217 259V258H216ZM230 259V258H229ZM228 259V260H229ZM219 260V259H218ZM226 260V259H225ZM185 261V260H184ZM219 261H223V260H219ZM257 261V259H256ZM255 261V262H256ZM186 262V261H185ZM188 262V261H187ZM186 262V263H187ZM227 262V261H226ZM126 263V264H127ZM132 263V262H130ZM129 263V264H130ZM257 263V262H256ZM255 263V264H256ZM187 264H190V262H188ZM216 264V263H215ZM221 264V263H220ZM222 264H224V262H222ZM226 264V263H225Z\"/></svg>","mask_w":264,"mask_h":264},{"label":"crops","instance_id":"0c3cea01","mask_svg":"<svg viewBox=\"0 0 264 264\" xmlns=\"http://www.w3.org/2000/svg\"><path fill=\"white\" fill-rule=\"evenodd\" d=\"M230 16L231 17L228 16V17H224L222 19L224 22H222L221 26H223L226 29L237 27L240 30H243L246 26L251 27L252 22L254 20V18L250 17L248 14H246L243 11L240 12V13H237V14H236V12L235 13L230 12ZM205 42H206V45H208L206 48H207V50L210 53V57L209 58L205 57L204 59L202 58V60L206 63V65H207L206 67L210 68V69H208V71H210L211 74H212L211 82L212 83H222L223 81L220 79L221 78L220 75L215 74V72L218 69V64H217L218 63V59H217V57L215 56V54L213 52L212 45H210L207 40H205ZM253 45L255 47L259 48L261 51H264V45H262L260 47V45L259 44L257 45L256 42ZM209 48H210V50H209ZM209 64H211V65H209ZM240 67L242 69H244L242 66H240ZM240 77H241V75L233 78L232 81H235L236 79H238ZM249 82H250V80H249ZM255 96H257V95H255ZM150 114H152V113H146V115H148L149 117H150ZM153 116L154 115L152 114V117ZM149 119L150 118H148V121H149ZM146 125H148V124L146 123Z\"/></svg>","mask_w":264,"mask_h":264}]
</instances>
